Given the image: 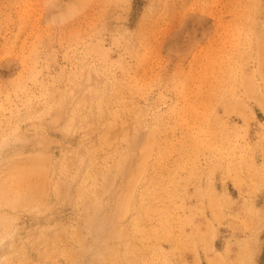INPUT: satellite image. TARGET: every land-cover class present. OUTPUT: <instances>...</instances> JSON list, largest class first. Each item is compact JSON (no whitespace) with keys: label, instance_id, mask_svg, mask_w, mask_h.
Instances as JSON below:
<instances>
[{"label":"rangeland","instance_id":"374dc122","mask_svg":"<svg viewBox=\"0 0 264 264\" xmlns=\"http://www.w3.org/2000/svg\"><path fill=\"white\" fill-rule=\"evenodd\" d=\"M76 1L0 0V264H261L264 0Z\"/></svg>","mask_w":264,"mask_h":264},{"label":"bare ground","instance_id":"6f19581e","mask_svg":"<svg viewBox=\"0 0 264 264\" xmlns=\"http://www.w3.org/2000/svg\"><path fill=\"white\" fill-rule=\"evenodd\" d=\"M51 2L52 4H50V8H49V11H52L51 16H59V17L74 16L77 9L76 0H67L63 4L60 3V0H51Z\"/></svg>","mask_w":264,"mask_h":264},{"label":"trees","instance_id":"16d2710c","mask_svg":"<svg viewBox=\"0 0 264 264\" xmlns=\"http://www.w3.org/2000/svg\"><path fill=\"white\" fill-rule=\"evenodd\" d=\"M261 264H264V253H263L262 258H261Z\"/></svg>","mask_w":264,"mask_h":264}]
</instances>
